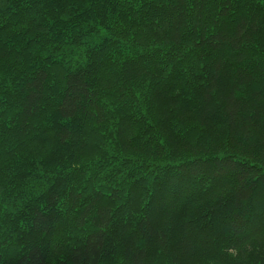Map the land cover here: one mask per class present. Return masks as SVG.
I'll return each mask as SVG.
<instances>
[{"label":"trees","instance_id":"16d2710c","mask_svg":"<svg viewBox=\"0 0 264 264\" xmlns=\"http://www.w3.org/2000/svg\"><path fill=\"white\" fill-rule=\"evenodd\" d=\"M0 264H264V0H0Z\"/></svg>","mask_w":264,"mask_h":264}]
</instances>
